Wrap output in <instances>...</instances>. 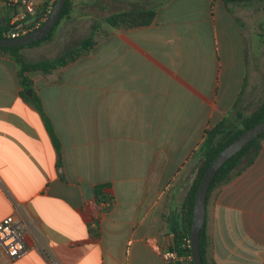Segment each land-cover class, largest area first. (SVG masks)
Instances as JSON below:
<instances>
[{
    "label": "crops",
    "instance_id": "0c3cea01",
    "mask_svg": "<svg viewBox=\"0 0 264 264\" xmlns=\"http://www.w3.org/2000/svg\"><path fill=\"white\" fill-rule=\"evenodd\" d=\"M6 1L0 16L24 9ZM53 1L34 0L26 25ZM256 1L170 0L52 74L30 72L60 151L22 96L18 65L0 56V223L19 212L36 220L61 264H187L161 250L186 224L199 169L189 165L209 131L264 102V20L240 10ZM98 185L113 196L102 210ZM204 232L208 264H264V139L209 192ZM28 244L16 260L0 252V264H51L37 236Z\"/></svg>",
    "mask_w": 264,
    "mask_h": 264
},
{
    "label": "trees",
    "instance_id": "16d2710c",
    "mask_svg": "<svg viewBox=\"0 0 264 264\" xmlns=\"http://www.w3.org/2000/svg\"><path fill=\"white\" fill-rule=\"evenodd\" d=\"M169 1L170 0H159L160 3L157 6L165 4ZM54 2L55 0L51 4V6H53ZM156 7L119 11L107 16L106 21L108 22V24L112 26L111 30L121 29V28H132V27H138L141 25L149 24L156 15ZM73 10H74V4L72 0H67L63 8L62 14L57 24L55 25L53 31L39 41L21 46H11V47L0 46V56H9L18 65V76L20 79V83L23 87L22 96L28 101L32 102L34 106L38 109V111L43 115L47 129L58 151H60V140L55 132L54 126L50 118L47 116V114L44 111V107L41 99L38 97V95L35 92L31 96H28L26 94V90H28L29 88H33V84H34L32 78L29 76V73L35 71H42L44 75L48 76L53 72L57 71L58 69L68 65L69 63L76 61L78 58L89 54L92 48L97 44L98 40H96L93 35H90V37L84 39L79 45L65 51L62 55L58 56L57 58L49 59V60L47 59L37 60V61L26 60L22 57L20 50L25 46L37 45L43 40L52 38L56 26L60 23L61 19L70 16ZM44 13H45L44 14V19H45L49 13L48 9H46ZM42 22L43 20L40 21V23ZM26 23L27 20L25 21V25ZM12 25L13 24L10 23V17L5 20V24H0V36H6V34L13 29L11 28ZM35 26L36 24H31V25L29 24L26 26V28L30 29ZM97 27L94 26L93 31L100 28L98 24ZM111 30L108 33H106V35L104 36L109 35ZM263 118H264V102L250 115H240L239 124H230L227 121H224L218 127L208 132L206 141L204 142L202 148L200 149L202 161L201 164L199 165L195 182L188 191L183 203V213L185 215L186 224L182 231L176 233L175 245L171 248L173 250H176L180 255L185 256L191 254L190 232H191V223L193 218L194 201L198 187L208 166L213 161V159L220 153V151H222L227 145H229L232 141L238 138L248 128L254 126ZM261 139H264V133L253 139L241 151H239L237 154H235L233 157H231L228 161L225 162V164L220 168L218 174L212 181L209 192L216 185L225 183L230 179L231 175L242 161L244 155L249 151V149L252 146H254ZM106 187L107 185H98L96 187L95 192H96L97 203L100 200L113 201V196L110 193L105 192ZM201 252L204 263L208 264L205 259L204 225L201 232Z\"/></svg>",
    "mask_w": 264,
    "mask_h": 264
},
{
    "label": "rangeland",
    "instance_id": "374dc122",
    "mask_svg": "<svg viewBox=\"0 0 264 264\" xmlns=\"http://www.w3.org/2000/svg\"><path fill=\"white\" fill-rule=\"evenodd\" d=\"M72 2L74 4L75 0ZM159 3V0H82L68 20L65 19L66 17L61 19L52 38L43 40L37 45L25 46L20 50V53L24 59L29 61L55 59L65 51L79 45L90 35H93L98 41L101 40L112 29V26L106 21L107 16L124 10L154 8ZM240 10L246 11V15L256 19L257 23L264 20V0L256 1L250 9L242 8ZM97 24L100 28L93 31ZM247 28L249 29L248 25ZM31 89L29 88L26 92ZM227 121L231 123L230 118ZM200 161L189 165L194 173L200 165Z\"/></svg>",
    "mask_w": 264,
    "mask_h": 264
},
{
    "label": "water",
    "instance_id": "95a60500",
    "mask_svg": "<svg viewBox=\"0 0 264 264\" xmlns=\"http://www.w3.org/2000/svg\"><path fill=\"white\" fill-rule=\"evenodd\" d=\"M66 2L67 0H55L52 9L43 22L26 32L12 37L0 36V46L11 47L28 45L43 39L53 31ZM25 26L27 25L22 27ZM16 27H18L16 24L11 26V28ZM26 94L31 96L33 94V89L27 91ZM262 133H264V118L254 126L248 128L238 138L220 151L205 171L196 193L191 223L190 248L193 264H205L201 252V232L205 222L206 201L212 181L226 161L241 151L249 142Z\"/></svg>",
    "mask_w": 264,
    "mask_h": 264
},
{
    "label": "built area",
    "instance_id": "2783aa9c",
    "mask_svg": "<svg viewBox=\"0 0 264 264\" xmlns=\"http://www.w3.org/2000/svg\"><path fill=\"white\" fill-rule=\"evenodd\" d=\"M6 3H12L24 7L23 10L16 11L10 16V23L13 25L16 24L18 27L10 30L6 36H18L29 30L26 26H22L25 25L27 16L34 13L37 9L34 0H7ZM51 9L52 6L49 7L48 12H50ZM111 204L112 201L100 200L97 203V207L98 210H102L108 208ZM99 219V215H94L91 218L92 225L96 228L99 227ZM30 235L37 236L43 252L51 264H61L52 248L43 242L42 236L38 231L36 220L20 212L9 215L0 223V252L5 253L11 260H16L25 256L30 250L28 244ZM161 255L166 263L186 261L187 264H193L191 254L182 256L176 250L162 249Z\"/></svg>",
    "mask_w": 264,
    "mask_h": 264
},
{
    "label": "flooded vegetation",
    "instance_id": "af4514ba",
    "mask_svg": "<svg viewBox=\"0 0 264 264\" xmlns=\"http://www.w3.org/2000/svg\"><path fill=\"white\" fill-rule=\"evenodd\" d=\"M4 14V16H3ZM2 16H0V24H5V21L7 19L8 12L6 11L5 13H1ZM31 29V28H30Z\"/></svg>",
    "mask_w": 264,
    "mask_h": 264
}]
</instances>
